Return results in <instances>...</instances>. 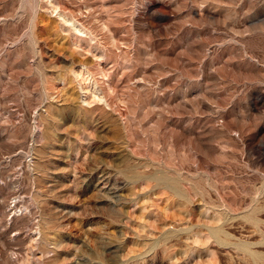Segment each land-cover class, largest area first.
<instances>
[{"label": "rangeland", "instance_id": "obj_1", "mask_svg": "<svg viewBox=\"0 0 264 264\" xmlns=\"http://www.w3.org/2000/svg\"><path fill=\"white\" fill-rule=\"evenodd\" d=\"M0 264H264V0H0Z\"/></svg>", "mask_w": 264, "mask_h": 264}, {"label": "bare ground", "instance_id": "obj_2", "mask_svg": "<svg viewBox=\"0 0 264 264\" xmlns=\"http://www.w3.org/2000/svg\"><path fill=\"white\" fill-rule=\"evenodd\" d=\"M66 20V19H65ZM67 21V20H66ZM74 22V21H73ZM67 23V22H66ZM72 24V23H71ZM73 28V27H72ZM75 28L80 32V29H78V26H75ZM75 30V29H74ZM80 34V33H79ZM89 75H88V73H87V71L86 70H84V69H82V70H79V71H77L76 72V77L79 79V80H81V81H83L84 83H85V81H86V79H87V77H88ZM89 78V77H88ZM90 85V84H89ZM88 88H90V90H91V88H92V86H88ZM87 88V89H88ZM92 89H94V88H92ZM91 91H93L92 93H93V95H94V93L96 94L97 92H99V91H97L96 89H94V90H91ZM97 91V92H96ZM89 92V90L88 91H86L85 93H88ZM100 94V93H99ZM94 97V96H93ZM95 98L96 99H98V100H102L101 99V96H99V95H95ZM84 102H86V99L84 100Z\"/></svg>", "mask_w": 264, "mask_h": 264}]
</instances>
